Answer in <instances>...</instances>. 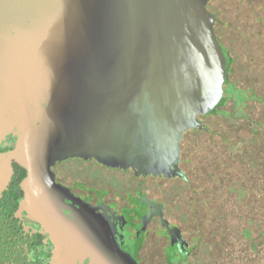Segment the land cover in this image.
<instances>
[{"label":"water","instance_id":"water-1","mask_svg":"<svg viewBox=\"0 0 264 264\" xmlns=\"http://www.w3.org/2000/svg\"><path fill=\"white\" fill-rule=\"evenodd\" d=\"M207 2L0 0V142L16 137L5 160L26 171L18 214L50 234L60 261L114 264L95 230L68 220L64 199L95 207L55 180L56 162L188 180L181 139L204 127L198 116L218 104L226 78ZM115 251L136 264L116 242Z\"/></svg>","mask_w":264,"mask_h":264},{"label":"rangeland","instance_id":"rangeland-1","mask_svg":"<svg viewBox=\"0 0 264 264\" xmlns=\"http://www.w3.org/2000/svg\"><path fill=\"white\" fill-rule=\"evenodd\" d=\"M206 8L218 18L216 35L231 59L227 89L235 95L198 116L207 130L184 133L181 167L189 182L157 181L172 194V221L196 239L192 264H264V251L250 259L238 231L250 217L264 227V0H208ZM69 163L116 183V172L94 159ZM55 250L52 264H68Z\"/></svg>","mask_w":264,"mask_h":264},{"label":"flooded vegetation","instance_id":"flooded-vegetation-1","mask_svg":"<svg viewBox=\"0 0 264 264\" xmlns=\"http://www.w3.org/2000/svg\"><path fill=\"white\" fill-rule=\"evenodd\" d=\"M217 21L216 17L213 26L214 33L222 50L229 58L228 49L216 35ZM203 126L201 130H205L204 123ZM15 141L16 137L13 134H8L0 144V154L11 150ZM74 159L82 161L83 164H88L93 160L71 157L56 162L51 167L55 180L67 187L73 195L94 206L95 209L89 211L64 199V211L68 220L73 223L74 230L81 231L82 226L90 234L95 230V235L91 236L98 240L101 247L108 250L107 255L111 263L121 264L115 251L116 242L120 249L130 255L136 264H192L197 244L196 239L188 237L185 231L172 221L174 206L170 207L166 200V198H172V194L168 190L161 189L163 186H161V182L157 181V178H160L158 179L160 181L175 178L184 180L182 177L179 175L170 177L147 175L143 177L137 176L130 168L122 169L103 165L106 169L116 172V183H113L104 179H95L88 172L84 173L77 167L70 166L69 162ZM181 163L180 156L179 166L184 171ZM10 169L8 181L0 187V198L4 191L12 192L14 198H23L24 193L20 182L25 177L26 171L13 161L10 164ZM118 172H122L123 176H117ZM186 175L188 177L187 173ZM149 178L152 180H148ZM184 181L189 182V178ZM11 182L16 187L12 188ZM146 200L152 203H148ZM17 217L23 226L24 233L36 235L37 240L41 243L40 245L36 244L37 254L45 261V264H52V257L57 250L51 241L50 234L45 232L39 223L28 219L25 213L18 214L17 210ZM163 222L168 226L166 227ZM76 264L97 263L90 257H86Z\"/></svg>","mask_w":264,"mask_h":264},{"label":"trees","instance_id":"trees-1","mask_svg":"<svg viewBox=\"0 0 264 264\" xmlns=\"http://www.w3.org/2000/svg\"><path fill=\"white\" fill-rule=\"evenodd\" d=\"M222 52L226 58V78L223 84L224 94L218 104L211 109L210 113L214 112L217 107L223 105L227 99L234 98L235 95L233 91L231 92V89H227V86L230 85L228 74L231 59L226 56L223 50ZM22 168L24 169V167ZM11 184L12 188L16 187L14 183L11 182ZM237 191L242 194L241 191ZM21 199L22 198H14L12 192L4 191L1 194L0 264H45V261L37 254L38 248H36V244H38L39 241L36 235L24 233L23 226L20 224L17 217V210ZM245 221L243 220L242 224H239L238 231L242 240L247 242V251L250 255V259H252L253 257L255 258L259 252L264 251V227L257 223L255 218L252 217L245 219ZM40 244L41 243H39V245Z\"/></svg>","mask_w":264,"mask_h":264},{"label":"crops","instance_id":"crops-1","mask_svg":"<svg viewBox=\"0 0 264 264\" xmlns=\"http://www.w3.org/2000/svg\"><path fill=\"white\" fill-rule=\"evenodd\" d=\"M7 154V152L5 153H2L0 154V187H2L6 182H7V179L10 175V168L9 166L7 165V161L5 160L6 157L5 155ZM4 160V161H3Z\"/></svg>","mask_w":264,"mask_h":264}]
</instances>
